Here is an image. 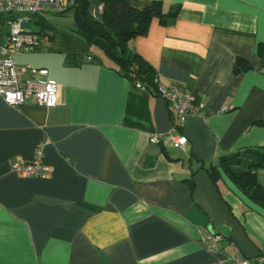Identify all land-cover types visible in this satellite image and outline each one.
Masks as SVG:
<instances>
[{
	"label": "crops",
	"instance_id": "obj_1",
	"mask_svg": "<svg viewBox=\"0 0 264 264\" xmlns=\"http://www.w3.org/2000/svg\"><path fill=\"white\" fill-rule=\"evenodd\" d=\"M153 1L128 0L137 9ZM159 1L165 11L179 5L176 18H153L131 45L159 84L189 88L205 117L186 120V143L174 147L167 100L133 87L78 35L56 29L42 49L21 53L18 66L46 68L58 92L52 106L0 98V264H227L234 246L248 257L264 247V207L208 171L220 155L264 146V0ZM103 10L90 1L95 19ZM239 59L249 67L235 73ZM38 146L51 173L13 172L10 160ZM256 176L264 189V168ZM203 226L221 235L218 249L199 241Z\"/></svg>",
	"mask_w": 264,
	"mask_h": 264
},
{
	"label": "built area",
	"instance_id": "obj_2",
	"mask_svg": "<svg viewBox=\"0 0 264 264\" xmlns=\"http://www.w3.org/2000/svg\"><path fill=\"white\" fill-rule=\"evenodd\" d=\"M69 0H0V98L8 105L19 107L28 96H33L40 104L52 106L57 101L58 84L48 76L46 68H36L29 64L18 66L14 54L29 53L42 49L50 39L48 34L28 31L22 28V21L27 15H45L60 11ZM135 87L143 90L141 83ZM158 95L167 100L174 113L171 127L165 133L174 147H184L186 137L180 132L183 123L191 118H204L205 110L200 102L195 101L191 91L181 84H158ZM223 107L221 110H224ZM163 135H153L152 142H157ZM13 172L21 177H46L51 165L46 161L44 150L38 146L32 157L26 161L10 160ZM199 241L208 250L218 249L221 235L203 226L199 229ZM224 261L227 264H264V247L252 256H245L237 247Z\"/></svg>",
	"mask_w": 264,
	"mask_h": 264
},
{
	"label": "trees",
	"instance_id": "obj_3",
	"mask_svg": "<svg viewBox=\"0 0 264 264\" xmlns=\"http://www.w3.org/2000/svg\"><path fill=\"white\" fill-rule=\"evenodd\" d=\"M90 1L69 0L62 10L39 16L37 23L78 35L88 48L99 49L111 61V68L127 78L133 87L139 82L143 90L158 94L157 73L132 47L131 40L145 35L153 18L162 25L172 22L179 12V5L165 11L159 0L141 9L130 6L128 0H98L103 3L104 10L102 19L97 20L89 12ZM74 56L67 55L66 63L75 64ZM248 67L239 59L234 64V71L238 73ZM257 123L264 125V118ZM259 168H264V146H246L220 155L208 171L213 181L218 179L219 171H223L245 196L264 207V189L256 176Z\"/></svg>",
	"mask_w": 264,
	"mask_h": 264
},
{
	"label": "rangeland",
	"instance_id": "obj_4",
	"mask_svg": "<svg viewBox=\"0 0 264 264\" xmlns=\"http://www.w3.org/2000/svg\"><path fill=\"white\" fill-rule=\"evenodd\" d=\"M64 2L65 0H61ZM39 15H27V19L22 21V28L28 31H37L42 34H48L50 37L55 34L56 29L51 28L47 25L37 23ZM25 54L17 53L14 55V61L18 64H24L23 57Z\"/></svg>",
	"mask_w": 264,
	"mask_h": 264
},
{
	"label": "water",
	"instance_id": "obj_5",
	"mask_svg": "<svg viewBox=\"0 0 264 264\" xmlns=\"http://www.w3.org/2000/svg\"><path fill=\"white\" fill-rule=\"evenodd\" d=\"M174 177L176 178V179H183V178H185V177H187L186 175H183V174H174Z\"/></svg>",
	"mask_w": 264,
	"mask_h": 264
}]
</instances>
